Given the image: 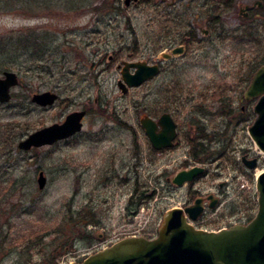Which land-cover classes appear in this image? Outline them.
<instances>
[{"label":"rangeland","instance_id":"1","mask_svg":"<svg viewBox=\"0 0 264 264\" xmlns=\"http://www.w3.org/2000/svg\"><path fill=\"white\" fill-rule=\"evenodd\" d=\"M224 1L0 0V37L38 29L48 35L49 49L36 58L31 51L13 53L28 68L24 75L7 68L13 58L0 59V78L5 70L19 77L11 101L0 102V241L11 226L0 264H42L51 252L55 261L70 264L126 237L153 239L169 210L193 205L197 197L207 206L193 222L199 229L219 231L255 216L264 154L248 132L255 99L244 94L264 47V0H237L226 11ZM216 17L227 31L243 28L245 19L251 35L223 31L212 22ZM191 28L197 30L194 41L186 35ZM180 45L183 54L163 57ZM137 60L162 62V72L123 93L118 66ZM48 90L59 95L53 105L32 102L35 93ZM77 110L87 115L76 136L19 148L31 133ZM166 111L179 134L174 147L158 151L140 118L157 119ZM226 142L227 156L208 163L192 158L197 143L214 153ZM245 154L259 157L256 168L244 165ZM195 165L206 173L182 186L173 183L179 171ZM210 195L218 200L213 207ZM142 197L143 206L134 209ZM89 219L94 222L83 224ZM44 231L51 233L46 241L59 237L47 248L36 236Z\"/></svg>","mask_w":264,"mask_h":264},{"label":"water","instance_id":"2","mask_svg":"<svg viewBox=\"0 0 264 264\" xmlns=\"http://www.w3.org/2000/svg\"><path fill=\"white\" fill-rule=\"evenodd\" d=\"M259 5L262 4L259 2ZM247 7V9H249ZM183 45L177 46L171 54H163L166 59L183 54ZM122 78L118 86L123 93L130 88L139 87L161 73L158 63L147 61H123ZM19 84L15 71L5 70L0 78V102L7 103L12 99V89ZM247 101L257 99L254 105L256 118L248 128V132L258 149L264 153V64L253 75L245 91ZM59 95L53 91L35 93L32 102L41 106L53 105ZM86 110L69 113L61 123H54L31 133L19 143L22 150L33 147L52 145L69 139L82 131ZM152 147L155 150L172 148L178 136V126L169 112H164L158 119L145 114L140 118ZM244 165L256 168L258 159L242 157ZM205 168L194 166L179 171L173 183L182 186L202 175ZM38 186L44 189L47 178L43 171L39 172ZM258 190V210L255 217L247 224H236L219 231L196 228V221L204 212L203 199L197 198L193 205L186 208L169 210L164 222L153 239L146 237H126L111 246L97 251L83 261L70 264H264V171L256 180ZM216 204L214 200L211 207Z\"/></svg>","mask_w":264,"mask_h":264},{"label":"trees","instance_id":"3","mask_svg":"<svg viewBox=\"0 0 264 264\" xmlns=\"http://www.w3.org/2000/svg\"><path fill=\"white\" fill-rule=\"evenodd\" d=\"M236 1L237 0H226V1H224V2H226L225 3L226 9H224V10L225 11L230 10L234 6ZM218 18L219 17L212 18V22L220 24V27L223 31L225 30L226 32H236V31L239 32V30H240V31H242L243 35H247V32H248V35H251V31H252L253 27L249 23H246L245 19H244L243 28L230 29L227 31V29L221 23L222 20L221 19L219 20ZM128 22L131 23L129 19H128ZM186 35L189 37L190 41H194L196 39L197 30L195 28H191L189 31H187ZM134 36H135V34H134ZM47 39H48V35L40 32V30H38V29H28V30L22 29L18 32H12L8 36L4 35V36L0 37V59L2 56L8 57V58H13L14 60H12L7 65V68L8 69H16L19 73H21L23 75L27 74L28 68L23 65L24 62H22V61L16 62V59L13 56V53L19 52L21 54V53H27V52L31 51L33 57H35V58L41 57L42 55L47 53V51L49 50V49L47 50V48H46ZM241 39H243V38L241 37ZM184 42H186V41L183 40V43ZM133 43L136 45V48H137L138 40L136 37L134 38ZM256 56H257V58L253 61V65L251 68L250 75H248V77H247L248 80L251 79V77L255 73V71L261 65L264 64V47H259V50H258ZM60 65H61L60 69L62 70L65 67V62H63V59L60 61ZM222 112L225 113L226 115H228V113H229V111H226V110H222ZM248 119H249V117L247 118V120ZM200 131L202 132L203 129L201 128ZM227 142L223 146V149H219L218 151H216L214 153H212L210 151L209 146H206L203 143H197V145L193 149V153H191L192 158L195 159L196 161H200V162H212L214 158L227 156L228 145H230V143H227ZM133 199L134 198L130 199L131 203L133 202ZM144 202L145 201L143 200V197L140 198V200L137 202L136 207L134 209L139 210L141 208V206H143ZM77 219L81 220L82 222L84 220L83 218H77ZM93 222H94L93 220L89 219L86 221V223H83V224L88 225V224L93 223ZM4 227H5L4 224L0 225V235H2L1 233L4 232V229H3ZM10 230H11V226H9V227L7 226L5 234H4V239H1V241H0V247H4L5 245H7V242L9 240ZM44 232L45 233H43L42 235H40V233H38V234H36V236H37V238H39L41 245L44 244L45 248L49 247V245H52L53 241H56L59 239L58 236H55L51 241H46V238H48L51 233L49 231H44ZM30 236L34 237L35 234L33 232H31V235L29 233V237ZM41 237H43V238H41ZM41 239L44 242L41 241ZM25 244L27 247H29V242L28 243L25 242ZM37 245H39V244H37ZM47 251H48V249H47ZM51 253H49V255H47V257L44 258L45 260L43 261L42 264H60V262L55 261V257H50Z\"/></svg>","mask_w":264,"mask_h":264},{"label":"flooded vegetation","instance_id":"4","mask_svg":"<svg viewBox=\"0 0 264 264\" xmlns=\"http://www.w3.org/2000/svg\"><path fill=\"white\" fill-rule=\"evenodd\" d=\"M247 14H248V13H246V15H247ZM170 59H171V58H169V59H167V60H170ZM156 63H158V64L160 65V67H161V72H162V62H156ZM242 109L244 110L245 107H243ZM86 112H87V110H86ZM166 112H167V111H166ZM163 113H164V112H163ZM86 115H87V114H86ZM172 116H173V115H172ZM85 117H86V116H85ZM159 117H160V116H159ZM173 118H174V117H173ZM84 119H85V118H84ZM155 119H156V118H155ZM157 119H158V118H157ZM83 121H84V120H83ZM176 123H177V122H176ZM177 126H178V124H177ZM78 134H79V133H78ZM178 134H179V133H178ZM76 135H77V134H76ZM76 135H74V136H76ZM177 137H178V136H177ZM176 139H177V138H176ZM175 145H176V140H175ZM167 149H168V148H167ZM162 150H163V149H162ZM246 154H247V153H246ZM246 154H245V155H246ZM247 155H248V154H247ZM247 155H246V156H247ZM201 163H202V162H201ZM203 163H206V162H203ZM207 163H208V162H207ZM195 166H200V165H195ZM192 167H194V166H192ZM202 167L205 168V171H204V173H203V174H205V173H206V167H205V166H202ZM200 176H201V175H200ZM174 177H175V176H174ZM198 177H199V176H198ZM198 177H197V178H198ZM195 179H196V178H195ZM193 181H194V180H193ZM197 198H198V197H197ZM195 200H196V199H195ZM208 200H210V203L213 202L214 200L216 201V204L218 203V200L215 199L212 195H210V196L208 197ZM216 204H215V205H216ZM203 205H204L205 212H206L207 206H206V203H205L204 201H203ZM186 207H187V206H185V208H186ZM209 207H210V206H209ZM180 208H182V207H180ZM182 209H184V208H182ZM205 212H204V213H205ZM204 213H203V214H204ZM250 220H251V219H250ZM250 220H249V221H250ZM249 221H248V222H249ZM194 222H195V221H194ZM232 226H233V225H232ZM230 227H231V226H230Z\"/></svg>","mask_w":264,"mask_h":264},{"label":"bare ground","instance_id":"5","mask_svg":"<svg viewBox=\"0 0 264 264\" xmlns=\"http://www.w3.org/2000/svg\"><path fill=\"white\" fill-rule=\"evenodd\" d=\"M175 208H178V207H175Z\"/></svg>","mask_w":264,"mask_h":264}]
</instances>
